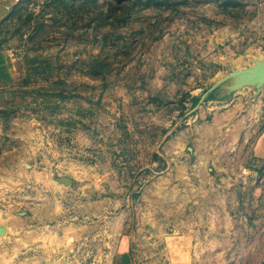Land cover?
<instances>
[{"label": "rangeland", "instance_id": "rangeland-1", "mask_svg": "<svg viewBox=\"0 0 264 264\" xmlns=\"http://www.w3.org/2000/svg\"><path fill=\"white\" fill-rule=\"evenodd\" d=\"M122 254L264 264V0H0V264Z\"/></svg>", "mask_w": 264, "mask_h": 264}, {"label": "crops", "instance_id": "crops-1", "mask_svg": "<svg viewBox=\"0 0 264 264\" xmlns=\"http://www.w3.org/2000/svg\"><path fill=\"white\" fill-rule=\"evenodd\" d=\"M127 261L128 259L126 257V254L125 255L122 254V256L118 257L116 264H128Z\"/></svg>", "mask_w": 264, "mask_h": 264}, {"label": "water", "instance_id": "water-1", "mask_svg": "<svg viewBox=\"0 0 264 264\" xmlns=\"http://www.w3.org/2000/svg\"><path fill=\"white\" fill-rule=\"evenodd\" d=\"M65 181H66V182H70V179H66Z\"/></svg>", "mask_w": 264, "mask_h": 264}]
</instances>
